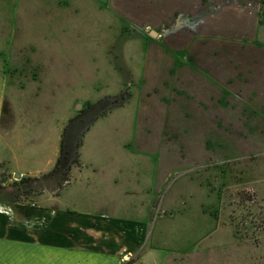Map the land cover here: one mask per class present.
<instances>
[{
  "label": "rangeland",
  "instance_id": "374dc122",
  "mask_svg": "<svg viewBox=\"0 0 264 264\" xmlns=\"http://www.w3.org/2000/svg\"><path fill=\"white\" fill-rule=\"evenodd\" d=\"M93 117L79 153L119 215L163 173L158 255L264 264V0H0L2 199L56 193Z\"/></svg>",
  "mask_w": 264,
  "mask_h": 264
},
{
  "label": "crops",
  "instance_id": "0c3cea01",
  "mask_svg": "<svg viewBox=\"0 0 264 264\" xmlns=\"http://www.w3.org/2000/svg\"><path fill=\"white\" fill-rule=\"evenodd\" d=\"M94 118L77 149V163L62 178L55 175V189L59 188L56 193L44 188L37 202L0 198V241L3 242L0 258L6 264H178L183 261V257L158 255L157 249L148 245L152 227L160 219H153L152 226L149 216L151 201L165 184L163 173L156 172L153 188L150 192L145 190L144 211L119 215L115 200L117 179L111 180L113 188L104 187L107 175L79 153L83 137L99 117ZM52 166L49 159L45 168L21 173L38 176ZM64 178L66 183L59 187L58 182ZM75 185L82 189L77 200L66 201L63 193ZM132 189L130 186L127 192L132 193ZM132 257L136 260L129 263Z\"/></svg>",
  "mask_w": 264,
  "mask_h": 264
},
{
  "label": "flooded vegetation",
  "instance_id": "af4514ba",
  "mask_svg": "<svg viewBox=\"0 0 264 264\" xmlns=\"http://www.w3.org/2000/svg\"><path fill=\"white\" fill-rule=\"evenodd\" d=\"M83 115H84V111H83ZM85 119H86V117H85ZM84 118H82V119H80L79 121H80V123H84L83 121L85 120ZM71 129L69 128L68 130H66L65 132H64V136H63V139H67V135H69V133L71 134ZM77 141V139L74 137V139H73V137H72V141H68V140H66V144H67V147L69 148L70 147V144H72L74 147H75V142ZM68 142L70 143L69 145H68ZM72 142V143H71ZM73 148V147H72ZM70 149V148H69ZM71 150V149H70ZM68 156V157H67ZM63 159H67L66 161H69V152L68 153H66L65 152V150H64V156L62 157V160Z\"/></svg>",
  "mask_w": 264,
  "mask_h": 264
},
{
  "label": "snow or ice",
  "instance_id": "6c2138e0",
  "mask_svg": "<svg viewBox=\"0 0 264 264\" xmlns=\"http://www.w3.org/2000/svg\"><path fill=\"white\" fill-rule=\"evenodd\" d=\"M2 246H3V242H2V241H0V248H2ZM0 264H6V262H5V261H3V259H2V258H0Z\"/></svg>",
  "mask_w": 264,
  "mask_h": 264
},
{
  "label": "trees",
  "instance_id": "16d2710c",
  "mask_svg": "<svg viewBox=\"0 0 264 264\" xmlns=\"http://www.w3.org/2000/svg\"><path fill=\"white\" fill-rule=\"evenodd\" d=\"M38 183H39V179L38 180H36ZM41 184V183H40ZM0 198H2V196L0 195ZM13 198V197H12ZM14 200H15V197L13 198Z\"/></svg>",
  "mask_w": 264,
  "mask_h": 264
},
{
  "label": "water",
  "instance_id": "95a60500",
  "mask_svg": "<svg viewBox=\"0 0 264 264\" xmlns=\"http://www.w3.org/2000/svg\"><path fill=\"white\" fill-rule=\"evenodd\" d=\"M151 34H152V35H154V34H155V32L151 31ZM17 176H18V174H17ZM126 257H127V256H126Z\"/></svg>",
  "mask_w": 264,
  "mask_h": 264
}]
</instances>
